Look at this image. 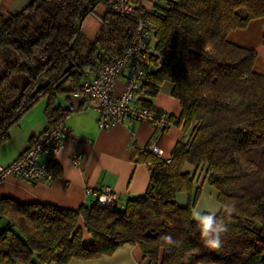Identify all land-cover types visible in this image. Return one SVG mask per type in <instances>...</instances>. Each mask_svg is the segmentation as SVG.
Segmentation results:
<instances>
[{"label":"trees","instance_id":"1","mask_svg":"<svg viewBox=\"0 0 264 264\" xmlns=\"http://www.w3.org/2000/svg\"><path fill=\"white\" fill-rule=\"evenodd\" d=\"M113 2L30 0L0 13V144L42 98L50 125L64 119L72 109L56 106V96L74 91L101 57L122 52L133 24L112 11ZM100 4L99 29L85 40L83 21ZM145 13L163 62L139 101L162 114L146 96L169 82L181 111L168 118L185 138L169 163L136 149L149 183L123 208L94 203L73 210L1 198L0 220L8 224L0 232V264H68L111 255L124 243L137 244L148 264H264V74L253 68L255 49L227 38L264 17V0H161ZM202 167L229 229L219 250L204 246L192 218ZM181 192L188 193L186 205L176 200ZM225 204L235 205L231 216ZM165 234L179 246L169 248L160 239Z\"/></svg>","mask_w":264,"mask_h":264},{"label":"crops","instance_id":"2","mask_svg":"<svg viewBox=\"0 0 264 264\" xmlns=\"http://www.w3.org/2000/svg\"><path fill=\"white\" fill-rule=\"evenodd\" d=\"M29 1L1 0L0 13L8 15ZM133 1L149 12L161 3V0ZM227 38L240 46L255 49L253 68L264 74V17L252 20L244 29L230 31ZM122 87L123 80L118 79L115 93ZM140 97L144 96L141 94ZM47 102V98L40 99L9 129L8 139L0 144V165L10 164L33 138L50 126L44 114ZM151 102L164 113L180 114L179 100L168 93H158ZM55 105L72 109L63 119L67 130L63 147L56 155L57 176L50 182H27L18 176H9L0 183V199L10 198L18 203L40 202L76 210L82 205H93L96 192L109 187L125 205L128 200L146 192L150 178L148 164L136 160V149L145 150L149 142H155L163 150V156L170 157L176 143L187 134L175 124L163 130L138 121L100 129L95 110L72 92L57 95ZM74 157L77 163H74ZM148 261L137 244L124 243L111 255L96 259L73 258L68 264H148Z\"/></svg>","mask_w":264,"mask_h":264},{"label":"built area","instance_id":"3","mask_svg":"<svg viewBox=\"0 0 264 264\" xmlns=\"http://www.w3.org/2000/svg\"><path fill=\"white\" fill-rule=\"evenodd\" d=\"M111 9L116 15L132 22L133 32L122 52L101 57L92 69L83 74L72 94L86 100L88 107L95 110L100 129L132 121L167 129L172 124L169 114H157L139 101L150 76L160 70L163 62L162 55L155 47L153 30L146 21L145 10L133 0H114ZM118 79L123 80V87L116 94ZM66 130L61 119L33 138L15 160L8 165H0V183L9 176H18L27 182L52 181L58 174L56 155L63 147ZM144 149L170 162V157H164L163 150L155 142H149ZM73 161L77 163V158L74 157ZM96 194L95 203L98 206L109 209L124 206L109 187Z\"/></svg>","mask_w":264,"mask_h":264},{"label":"rangeland","instance_id":"4","mask_svg":"<svg viewBox=\"0 0 264 264\" xmlns=\"http://www.w3.org/2000/svg\"><path fill=\"white\" fill-rule=\"evenodd\" d=\"M103 11H104V6L100 4L96 7L95 13L90 14L83 21L81 30L85 37V40H92L95 37L96 32L98 31L100 26L99 16L102 15ZM170 89H171V84L169 82H164L161 84L159 91L155 95L153 96L148 95L146 96V98L149 99L150 101H153L155 96L160 92H165L168 93V95H171ZM207 177L208 174L206 172V169L205 167H202L199 171L196 180L194 181V185L200 186L201 189L196 199L195 205L192 208V212L194 210H198L202 212L214 211L217 213L221 209V206L216 198V190L208 183ZM178 194H179L177 199L178 204L186 205L189 198L188 193L181 192ZM7 224H8L7 218L4 217L0 220V232L4 229L5 225Z\"/></svg>","mask_w":264,"mask_h":264},{"label":"clouds","instance_id":"5","mask_svg":"<svg viewBox=\"0 0 264 264\" xmlns=\"http://www.w3.org/2000/svg\"><path fill=\"white\" fill-rule=\"evenodd\" d=\"M104 202L103 200L101 201ZM234 204H225L223 206V213L231 216L235 212ZM192 218L196 222L199 231L200 238L205 247L211 250H219L223 246L222 237L228 232V226L224 222V219L218 217L214 211L202 212L194 210L192 212ZM169 248L179 246V241L174 239L171 234H165L160 238Z\"/></svg>","mask_w":264,"mask_h":264},{"label":"water","instance_id":"6","mask_svg":"<svg viewBox=\"0 0 264 264\" xmlns=\"http://www.w3.org/2000/svg\"><path fill=\"white\" fill-rule=\"evenodd\" d=\"M71 67H72V64L69 63V65L67 67H65L64 72L68 71Z\"/></svg>","mask_w":264,"mask_h":264}]
</instances>
